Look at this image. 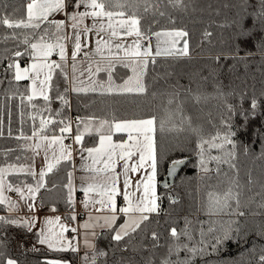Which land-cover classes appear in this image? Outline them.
Here are the masks:
<instances>
[{"label": "snow or ice", "instance_id": "snow-or-ice-1", "mask_svg": "<svg viewBox=\"0 0 264 264\" xmlns=\"http://www.w3.org/2000/svg\"><path fill=\"white\" fill-rule=\"evenodd\" d=\"M162 3L164 0H28L24 16L13 18L19 9H13L12 14L0 10V27L8 30L0 35V44L13 45L0 49V96L8 102L0 106V138L5 137L6 111L7 138L24 141L21 150L32 153L30 163H17L21 157L10 160L8 154L16 149L9 148L0 162V264H26L21 258H26L28 252L39 251L37 245L54 252L81 250L77 227L62 223L59 215L45 216L41 226L38 215L45 208L42 190H51L46 178L63 164L67 175L62 186L67 189L64 201L69 208V220H76L74 153L82 160L79 170L86 173L79 178V191L85 196L81 203L85 208L89 203L99 204L96 211L104 213L95 217L90 214L89 222L80 226L91 230L85 235L82 264H101V258L102 264H221L220 253L226 252L230 244L240 246L249 242L248 213L243 210L245 202L238 179L231 180L223 192H207L208 214L228 216L218 224L209 221L207 227L203 221L194 227L188 217L183 218L184 226L180 227L172 215V206L180 203L179 197L171 192L158 193V187L162 164L166 165V176L174 180L192 163L185 153L195 156L201 179L213 171L217 176L228 175L223 172L225 165L238 175L235 161L241 152L249 154L257 142L260 155L264 156V89L257 91L253 87L249 92L246 87L229 85L225 91V86L213 78V93L188 87V97L181 98L174 90L166 103L170 116L179 114V121L166 126L161 120L158 129L155 116L109 120L70 114L72 94L144 95L148 92L144 77L149 64L156 63V57L190 56L186 29H145L144 14L148 13L153 17L167 16L169 22L175 23L161 9ZM167 4L173 8L187 7L185 0H167ZM113 6L120 10L113 11ZM225 7L234 12L222 25L231 29L224 58L235 62L233 68L236 64L247 68L257 55L264 61V0H235ZM58 14H63L64 19H56ZM87 19H91V25L85 24ZM152 23L159 21L153 19ZM93 33L96 47L87 50ZM204 35L210 37L212 33L206 31ZM152 36L157 40L154 51ZM127 37L134 39L127 43ZM78 57L81 61L97 57L108 61L106 68L99 63L94 70L88 66L90 87L83 86V71L77 76ZM220 59L216 57L217 62ZM116 62L132 71L121 83L113 78ZM101 71L107 73L106 80L92 79ZM23 81L29 83L22 84ZM210 95L218 101V116L211 121V129H205L184 114V104L190 99L193 105H199ZM11 101H18L15 132ZM57 103L59 107H53ZM26 124L30 133L25 131ZM157 130L174 135L168 140L158 139ZM118 133L126 135V139L122 135L114 141L113 136ZM86 137L98 140L88 146ZM65 140L72 143L66 144ZM41 152L43 164L37 168L36 158ZM213 163L215 169L211 167ZM248 183H252L251 177ZM163 187L168 189L172 185L166 180ZM93 193L95 196L90 198ZM165 199L171 211L163 209ZM259 206L264 209V194ZM50 211L55 213L58 209L52 205ZM258 215L264 216V212ZM162 216L166 217L163 222ZM53 223L59 224V232L49 227ZM255 230L256 235L264 238V220L255 225ZM68 231L76 236L67 239L64 233ZM105 232L111 234L114 242L109 246L111 252L96 243ZM248 251H256L255 242ZM44 264L66 262L55 258L46 259ZM258 264H264V245L260 246Z\"/></svg>", "mask_w": 264, "mask_h": 264}, {"label": "trees", "instance_id": "trees-1", "mask_svg": "<svg viewBox=\"0 0 264 264\" xmlns=\"http://www.w3.org/2000/svg\"><path fill=\"white\" fill-rule=\"evenodd\" d=\"M27 2L28 0H0V10L12 14L13 9H19V11L15 12L13 18L24 16ZM234 2L235 0H185L187 7L180 9L173 8L167 4V0H164L160 7L174 18L175 23L169 22L167 16L160 17L157 15L153 17L151 13H148L144 14V27L147 29L151 26L153 31L172 28L186 29L189 33L187 40L189 42L190 56L179 59L166 56L156 57V63L154 65L149 64L147 75L144 77L145 83L148 85V92L144 95H100L93 92L82 93L79 96L72 94L73 108L70 114L73 117L95 115L109 120L114 117L117 119H128L155 116L158 129L161 120L166 122V126L171 122L179 121V114L175 117L170 116L169 107L166 103L168 94L174 90L181 94V98L188 97L189 94L185 91L188 87L194 91L197 88H201L207 93H213L211 86L213 78L225 86V91L228 90L229 85L246 87L249 92H251L253 87L257 91L264 89V61L261 60L259 55L251 60L247 68L243 64H236L233 68L232 66L235 62L224 58L229 50L231 29L226 26L222 27V25H226L227 20L234 12L233 8L225 7V5H231ZM112 10L119 11L120 9L113 6ZM141 14H143L142 5ZM153 19L159 21V23L153 24ZM250 23L251 21H249ZM6 31L8 30L0 27V35ZM206 31L211 32L212 35L206 37L204 35ZM4 47H13V45L11 42L8 45L0 44V49ZM217 56L221 57L219 62L216 60ZM106 74V72H100L99 77ZM130 75V68L124 67L119 63L113 72V78L117 83H121L123 79ZM60 83L61 86H64L62 78ZM22 84H28V81H23ZM6 103L8 102L0 96V106ZM17 103L18 101H11L12 128L14 132L18 126ZM217 105L218 101L211 95L199 105H193L190 99H186L184 114L192 117L194 124L201 125L205 129H211V121L218 116ZM53 107H59V104L57 103ZM171 107L174 108L175 105ZM4 119L5 137L0 138V162H3L6 150L12 148L16 149V151L8 154L10 160L15 161V157L20 156L21 160L15 162L29 163L31 161V152H24L20 148L25 142L7 138L6 111ZM25 131L30 133V128L27 124L25 125ZM172 135L174 134L168 132L161 134L157 130L158 139L168 140ZM97 139L86 137L85 143L88 146H92V143L96 142ZM185 155L190 156L192 163L188 165L179 177L174 179L171 188L166 189L161 186L167 178L166 165H161L160 185L158 187V193L171 192L179 197L180 203L172 206L175 209L172 215L178 219L179 226H184V217H188L193 222L194 227H199L198 222L201 221L207 227L209 221L218 224L227 220V215L213 214L210 216L208 214L206 211V194L210 189L223 192L230 186L231 180L238 179L241 185V198L245 202L243 210L248 213L249 242L247 244L242 243L240 246L230 244L226 252L220 253L221 264H258L260 246L264 245V238L256 235L255 230V225L264 220V216L258 215V213L264 212V209L259 206L262 194H264V156L260 155L259 142L253 146L249 154L240 153L235 161L239 170L238 175L225 165L223 166V172L228 173V175L221 174L217 176L213 171L207 174V177L201 179V174L195 166V156L190 153H185ZM211 167L215 169V164L213 163ZM249 177L252 180L251 184L248 183ZM46 179L51 190L42 191L45 207L51 208L52 205H55L58 209L57 212H69V208L64 201L66 191L62 187L67 182L63 164L59 171L50 173ZM172 208H170L168 200L165 199L163 209L171 211ZM164 219L166 217L162 216L161 222ZM110 237V233H102L100 239L96 241L97 246L111 252L112 249L109 246L114 245V242L111 241ZM253 242L256 244L254 253L248 251ZM37 248L39 251L28 252L26 258L22 257L21 259L25 260L26 264H44L46 259L55 258L62 259L66 264H82L83 254L49 252L42 249L39 245H37ZM119 255L120 253L117 250L116 256ZM102 261L103 258H101V264Z\"/></svg>", "mask_w": 264, "mask_h": 264}, {"label": "crops", "instance_id": "crops-1", "mask_svg": "<svg viewBox=\"0 0 264 264\" xmlns=\"http://www.w3.org/2000/svg\"><path fill=\"white\" fill-rule=\"evenodd\" d=\"M153 37V36H152ZM182 44V43H181ZM92 47V46H91ZM153 49V47H152ZM90 50H94L93 48H91ZM155 50V48L153 49V51ZM160 57H164V56H160ZM97 61L100 62V64H106L108 66V61L107 60H100L98 57L96 58ZM78 61H80L79 59H77V67L79 68V63ZM116 64H118V62H116ZM91 65V67L93 68V65L92 64H89ZM89 65H86L84 67V75L83 77H80V79H83L84 80V87H89V84H91V80H89L88 78V66ZM106 65H103L104 67H106ZM100 74V73H99ZM102 74V73H101ZM77 76L79 77L80 76V73L79 71L77 72ZM107 77V74L105 76H100L98 77V79H105ZM106 80V79H105ZM117 83V82H116ZM124 135V134H121V133H118V134H115L113 136V140L114 141H118L120 139V137ZM124 138L126 139V135H124ZM98 140V139H97ZM28 143H31L30 141ZM65 143L66 144H69L67 140H65ZM31 156H32V153H31ZM86 156V155H85ZM76 162H75V165H76V171H75V184H76V187H77V191L75 192L74 194V199L76 201V205H75V211H76V214H77V218L75 221H70L69 220V212H51L50 211V208H44L42 211H41V215L43 216H51V217H55L57 215H59L61 217V222L62 223H69L70 224V227H77L78 228V231H79V236L77 237V239L79 240L80 242V248L81 250L79 252H72L71 250H68V251H64V252H71V253H76L78 255H81V254H84V239H85V235L86 233L90 232L91 230L90 229H84L83 227H80L81 225H84L85 223H88L89 222V215L91 214L93 217L95 216H98V215H103L104 213H100V212H97L96 211V208H99L100 205L99 204H96V205H93L92 203H89V206L87 208L84 207V204L81 203L84 199H85V196H84V193L79 191V187H80V184H81V181H80V175L84 176L86 175V173L84 172H81L80 170H78L80 168V161L82 162V160L79 158H75ZM31 162V161H30ZM29 162V163H30ZM43 164V152H41V155L39 157L36 158V166L37 168H39L40 166H42ZM102 166V165H100ZM44 191V190H42ZM95 194H90V198L91 197H94ZM96 199H99V197H96ZM123 218H121V222H122ZM41 226H43V222L41 221ZM52 231L53 232H59L60 231V226L59 224L57 223H53L52 224ZM100 230L97 229V232H99ZM69 233H72L73 236H76V233H73L71 231H68L66 233H64L65 237L67 239H71L72 237H68V234ZM90 240L92 239L91 236L88 237ZM76 241L74 240L73 243H75ZM42 249L46 250V251H49V252H54V251H51L49 250L46 246L44 245H39Z\"/></svg>", "mask_w": 264, "mask_h": 264}, {"label": "rangeland", "instance_id": "rangeland-1", "mask_svg": "<svg viewBox=\"0 0 264 264\" xmlns=\"http://www.w3.org/2000/svg\"><path fill=\"white\" fill-rule=\"evenodd\" d=\"M81 10H83V9H81ZM55 18L58 19V20H62V19H64V15H63V14H58V15H56ZM91 23H92L91 19H87V20H85V24L91 25ZM81 27H83V25H82ZM132 39H134V38H133V37H127V38H126V42H127V43H131ZM186 39H187V38H186ZM95 41H96V36L94 35V33H93V34H90V36H89V49H87V50H90L91 48L95 49V47H96V43H95ZM150 43H151V45H152V47H153V49H154V48L156 47V44H157V40H156L155 36H153V37L151 38ZM181 43H183V41H181ZM91 46H92V47H91ZM162 47H163V45H162ZM68 48H69V50H71V41L68 42ZM105 51H107V50H105ZM121 55H122V53H121ZM53 58L55 59L56 57H53ZM77 59L80 60L79 57H78ZM69 63H71V61H69ZM78 63H79V68L77 67V72L79 71V73H80L81 71L84 70V67H85L86 65L92 64V65H93V68H92V69L94 70V69L96 68V66H97V63L100 64V62L97 61L96 59H94V60H88V59H85V60H83V61L80 60V61H78ZM103 65H106V64H100V66H101L102 68H105ZM130 70H131V69H130ZM68 71H69V73L71 74V68H69ZM101 72H104V71H101ZM99 75H100V74H99ZM99 75H94V76L92 77V79H98ZM131 75H132V71H131ZM131 75H130V76H131ZM105 79H107V77H106ZM28 83H29V82H28ZM90 85H91V84H89V87H90ZM77 147H78V146H77ZM85 155H87V154L85 153ZM74 156H75V158H79V157H80L79 155H76L75 153H74ZM80 159H81V158H80ZM75 162H76V160H75ZM79 163L81 164L82 162L80 161ZM78 170H79V169H78ZM118 170H119V169H118ZM74 176H75V172H74ZM80 176H82V175H80ZM64 189H65V191H67L66 188H64ZM38 215L40 216V219H41V221L43 222V218H44L45 216L41 215V212H39ZM49 217H50V218H53V217H51V216H49ZM49 227H51V229H53L52 225L49 226Z\"/></svg>", "mask_w": 264, "mask_h": 264}, {"label": "water", "instance_id": "water-1", "mask_svg": "<svg viewBox=\"0 0 264 264\" xmlns=\"http://www.w3.org/2000/svg\"><path fill=\"white\" fill-rule=\"evenodd\" d=\"M166 180H167V182L170 183L171 185L173 184V181H174L173 179L167 177ZM166 180H165V181H166ZM165 181H164V182H165ZM164 182H163V183H164ZM163 183H162V185H161L162 187H163Z\"/></svg>", "mask_w": 264, "mask_h": 264}, {"label": "built area", "instance_id": "built-area-1", "mask_svg": "<svg viewBox=\"0 0 264 264\" xmlns=\"http://www.w3.org/2000/svg\"><path fill=\"white\" fill-rule=\"evenodd\" d=\"M68 141V143H72V141L71 140H67ZM73 236V234L72 233H69L68 234V237H72Z\"/></svg>", "mask_w": 264, "mask_h": 264}]
</instances>
